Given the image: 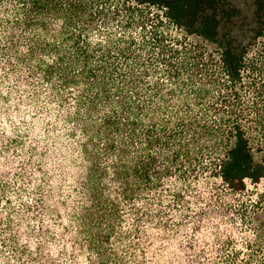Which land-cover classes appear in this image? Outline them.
Masks as SVG:
<instances>
[{
	"label": "trees",
	"instance_id": "1",
	"mask_svg": "<svg viewBox=\"0 0 264 264\" xmlns=\"http://www.w3.org/2000/svg\"><path fill=\"white\" fill-rule=\"evenodd\" d=\"M252 141L264 0H0V264H264Z\"/></svg>",
	"mask_w": 264,
	"mask_h": 264
},
{
	"label": "rangeland",
	"instance_id": "2",
	"mask_svg": "<svg viewBox=\"0 0 264 264\" xmlns=\"http://www.w3.org/2000/svg\"><path fill=\"white\" fill-rule=\"evenodd\" d=\"M169 31L171 33L176 34V35L180 34L179 31L177 32L175 29H172V28L169 29ZM190 40L199 41L196 38H190ZM202 45H205V44H202ZM205 46H206L207 50H212L211 46H207V45H205ZM251 145H252V148H253V157H254V159L257 160V161L263 160L264 159V148H261L262 145L260 143H256V141H252ZM258 147H260L259 150H257Z\"/></svg>",
	"mask_w": 264,
	"mask_h": 264
}]
</instances>
